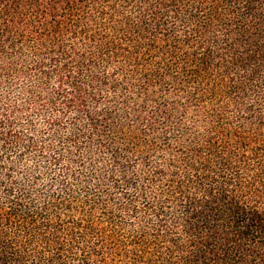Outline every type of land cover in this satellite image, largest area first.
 Instances as JSON below:
<instances>
[{
    "label": "trees",
    "instance_id": "obj_1",
    "mask_svg": "<svg viewBox=\"0 0 264 264\" xmlns=\"http://www.w3.org/2000/svg\"><path fill=\"white\" fill-rule=\"evenodd\" d=\"M0 264H264V0H0Z\"/></svg>",
    "mask_w": 264,
    "mask_h": 264
}]
</instances>
